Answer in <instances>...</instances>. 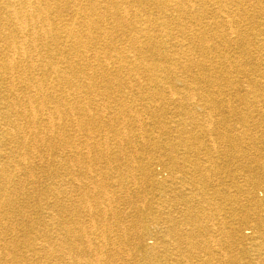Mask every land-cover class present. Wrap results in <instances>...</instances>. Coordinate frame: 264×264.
Listing matches in <instances>:
<instances>
[{"label": "bare ground", "instance_id": "1", "mask_svg": "<svg viewBox=\"0 0 264 264\" xmlns=\"http://www.w3.org/2000/svg\"><path fill=\"white\" fill-rule=\"evenodd\" d=\"M9 1L11 4H9ZM61 1H64L66 5H71L72 7L78 5L73 14V19L75 21L71 24L63 22L60 26H52L50 21L48 22V15L52 13L53 10H50L51 5L50 3H46L45 0H21L17 4L12 3L11 0H0L1 102L7 103V101H4L7 100V97L4 98L6 86L10 89L14 86V83L21 81L30 82L32 84L31 81L35 78V74L32 72L28 73V71L35 70L36 67H39L35 65L38 59L36 60L34 54H32L24 44L28 41L34 43L36 39L34 38L35 36L32 37V35L36 33V30H42L44 34L48 32L50 34V40L56 44L62 43L64 37L62 32L66 33L65 38L67 40L68 38L75 37L76 42L80 43L87 52L92 49L94 50L93 55L90 57H94L96 61L94 67L89 66L85 58H83L84 62L73 59L68 61L66 67L69 70L73 69V71H75L79 65H82L83 77L86 75L85 77L89 80L88 83L85 82L78 86L77 83L73 84V86L71 85V92L74 95L72 100H68L63 94L58 96L54 95L56 96L54 97L53 94L49 93L46 84L48 77L35 78L36 93L39 94L38 105L35 107L32 106L26 115L31 127L36 128V131L34 130L35 132L31 133L33 136L32 139L28 137L29 134L20 135L24 130L21 129L19 126L20 124L16 120L12 119L13 116L19 115L17 106H14L15 109H0V129L3 130V132L0 131L3 136L2 141H0V264H52L54 261H56L57 264H68L67 261L71 256V250L75 247L72 241V234L75 232V228H65L69 237L62 242H51L52 239L47 238L50 236L49 228L47 232L45 231L42 235L39 234L44 239H41L42 241L38 242V245L29 237L25 242H16L15 240L14 242H3L7 232L15 230V227L12 225H6V220L9 221L11 214L19 215L21 218L27 216L25 212H27L26 209L28 207L25 209V207H23L24 205H19L16 200L18 198H14V195H22L28 198L31 192L24 190L21 179H16L14 173H17V171L20 172L21 170L27 172L31 171L32 165L29 161V154L32 151L34 152L33 149L36 148L35 144L39 143L37 137L39 133L49 135V137L46 138V145L49 148L55 146L56 140L61 143L63 141L61 139L62 135L64 137L63 148H75V150L72 149L73 154L70 155L72 157L69 160L63 159V165H67L70 161L80 163V160H88L84 162L90 163L85 166L79 164L80 166L77 170L73 167L71 169L72 164L71 166H66V175L70 174L75 182L78 180L77 187H73L74 189L71 191L66 190L63 186L53 185L47 189L48 193L51 192L54 196H57L53 204L48 201L47 194L40 200L38 206H42L41 209H44L48 216H53V206L54 208L57 206L58 211L68 209L73 212L83 213V215L99 212L100 217L89 218V224L95 227L97 225H102L104 228H107V219L104 213L109 212L114 218H116L119 213H122L120 210L121 203L117 202L120 201L121 195L116 196V191L126 192L128 187L125 185L122 178L111 175L112 172H115V168L110 167L111 165L109 164L115 159V156L107 157L105 166L99 165L100 162H93V158L95 151L97 152L95 161L108 154L105 153L106 143L102 140L106 137L103 135L100 137V133H97L98 131L102 132L99 127L104 128V125H110L114 133L112 139L120 143V145L126 140L131 142L134 138V136L132 138V136L128 134L129 131L124 129V127L121 129L119 127L120 124L117 125V123L122 122L119 121L122 119L121 117L112 119L109 115L112 112L114 114L115 112L118 114L121 113L122 115L129 114L130 121L133 124H140L131 106L127 107L120 99V102L115 105H112L111 101H109L112 97V93L115 92L117 98H119L125 96L127 91L125 90V86L119 83V80L122 81V76L124 78L125 76L121 73V76L114 73V77H116V81L118 82H113L108 72V67L109 65H115L123 69L124 67L131 66L136 73L130 74V77H139V70L142 69V66L141 63L136 62L138 55H140L142 65H145L142 75L147 72L150 73V77L154 79H160L162 81L167 78L173 79L172 76H177V74L174 73V69L171 68L178 66L185 69L184 72L195 68L196 71L192 76L199 80L191 84L188 82L185 83L184 79L185 90L179 95L174 91V87L171 86L170 88L171 96L174 98L178 107L181 108L183 115H185L182 117V121L177 125L176 131L181 134L180 136L178 135V137L184 136L186 138L185 140L181 139L179 142L177 141L179 144L176 143L177 147H183L180 152L174 150L175 145L171 142L163 145L165 141L162 139V141L160 140V146H168L171 149L165 151L166 156L170 157V165L168 166L165 164V167L168 168V170H165L168 175L165 176L162 181H155V178H152L154 184L163 189L158 205L161 219L163 220L161 224H166V234L161 240L166 246L164 253L167 254V252L176 250V255L173 260L174 264H220L222 260L225 264H264V242H243L247 239L246 233L248 231L246 233L243 232L244 229L248 228L247 224H251L259 232L261 230L262 232L264 231V202L262 199L258 200L253 192V185L259 184L260 178L252 180L248 176V172H256L259 176L264 173L263 155L257 158L262 151L257 147H253L255 150H244L242 154L234 156L237 161L236 163H240L241 165L240 168L244 175V180L247 179V183L242 185L237 181L239 174H241L240 172L238 174H233L234 178L230 185H227V183L222 180V173L229 170V160L226 159L228 156L227 153L224 152L221 154L226 160L222 165H218L215 158L217 147L214 144H206L203 140L204 135L209 134L210 136V133L216 132V136L227 139L229 146L235 151L245 146L244 144L252 141L253 138L250 134L256 122L250 123L249 110L246 115L237 122L240 124L239 128L238 126L236 127L228 124L223 129L218 130L217 127L224 119L222 117H215V115H220V105H224L227 109L229 108L230 111H235L237 109L228 98V96L231 97L233 94L238 100H244V106L250 110L263 106L261 103L264 102V70L260 74L257 72L264 67V24L259 28L251 26L243 29L240 26L241 17L244 16V12H241L240 9L232 10L231 6H242L243 0L213 1L218 4L217 9H211L216 10V14L213 17L214 31L207 27V20L204 18L206 15L204 13L205 8H203V6L201 15H197L196 12H194V8L198 7V4L195 2L193 3L190 0H177L174 3H169L167 0H147L148 2L155 3L164 14L160 25L164 34L168 36L166 40L168 42L176 41L174 45L177 48H181L179 52L175 51L173 54L164 47L166 45L164 40L159 41L151 34L148 35L146 30L138 27L137 23H135L136 21L129 17L127 6L125 5L129 0H103L109 9L115 8L114 11L109 13H106V11H103L104 13L99 11L98 3H95L93 0ZM257 1L264 7V0ZM123 6H125V9H122ZM169 11L171 14H169ZM187 15L192 17L189 24L195 26L197 29V32L192 35L188 33L186 30L187 27H185L180 19V17H187ZM107 16L113 18L114 22L111 25L105 26L103 23L104 18ZM169 16L172 17V19L170 23H167L165 19ZM36 21L42 22L39 28H37V24H35ZM76 24L77 26L75 27ZM171 24L180 28V32L171 34L169 31V26ZM79 25H81L80 27H84V32L81 34L78 29ZM123 26L125 29L136 32L137 34V39L134 40V37H132L133 49L131 53L128 54L122 50L115 39L116 32L119 33V29H122ZM88 28H94L95 31L87 32ZM227 28L231 31L226 32ZM140 34H142L146 40L139 42L138 38ZM189 40H191L190 43H193L198 48L200 56L202 57L201 59H196L191 55L192 47L187 46L186 43L189 42ZM44 43L45 41L41 44L44 45ZM56 46V50L53 48L51 49L53 56L57 57L58 60H67L68 57L65 55L64 45L62 46L59 44ZM222 47H235L237 50L235 54L230 55L226 50L222 49ZM252 50L257 53V56L251 54ZM146 52L152 54L150 56L154 59L151 58V62H148L147 57L143 56ZM132 53L133 55H131ZM176 54H180V56ZM76 55L81 59V52L79 50ZM158 56L160 60H164L166 63L169 62L171 65L170 68L164 66L162 62L155 60ZM21 57L26 61V63H23L24 65L18 60ZM132 57H135L134 60L131 59ZM152 60H154L155 63H152ZM54 65L55 64L51 62L49 68L50 76L58 80V86H60V84L63 86L67 81V76L64 73L65 71ZM84 66H87L88 73ZM222 66L227 68L231 67L233 71L225 70L223 71V76H221L218 70H221L220 67ZM90 67L94 70L93 72L89 70ZM155 67L160 68V70L154 71ZM38 69L41 70L43 68ZM184 72L179 73L180 76ZM186 74L189 75L190 73ZM75 76L76 74L74 78ZM102 77L106 81L105 86H97L94 79ZM39 79H41L40 82ZM204 83H206L208 87H205ZM209 86H212V88L209 89ZM216 86H219L217 87L219 89H217ZM82 87L86 94H90L88 99L79 97L78 93ZM156 93H160V91ZM129 94L135 96L132 92ZM152 94L150 95L153 96ZM96 97L102 99L103 102H97L95 99ZM197 97H201L206 103L196 104L194 100ZM52 98L57 105L55 107L46 106L45 103L52 100ZM189 102L193 105H197L196 107L200 110L198 116L194 114L195 111L191 113V111L184 109L185 104ZM40 113H45L44 115H46V117L40 116ZM54 118H63V120L75 118L76 121L61 125L59 126L60 130H56L57 125L54 124ZM66 126L76 127L87 132L89 137L87 143H84L83 147H81L76 141L75 135L65 131L68 129ZM27 127H29V125H27ZM231 133H233V135H231ZM91 139L92 141H90ZM177 139L179 140V138ZM142 140H146V138L142 136ZM30 142H32V145L28 147ZM13 145L15 146L10 149ZM9 149L10 151H8ZM21 150L23 151L22 154ZM200 154H204V158L208 157V163L206 165L200 162V159H203L200 158ZM247 160L248 162L243 164V161L246 162ZM143 161L146 162V165H142L144 169H140V166L138 168L141 170L143 177H149L151 171L150 167L153 163L147 159L142 160V162ZM130 164L131 163H129L125 169L126 173L131 172L133 168V165ZM129 176L133 180L137 179L132 173ZM30 178L33 177L31 176ZM219 178L221 180H219ZM216 180H219V182L215 183ZM231 187L234 190L233 193H231L233 191L230 190ZM63 197L65 202H70L64 205L62 200ZM136 212L138 211L136 210ZM220 214H225L231 217V219L235 216L236 218L238 217L237 222H235L234 219L226 221L225 224L222 222L224 225L228 226V231L225 233L222 240L218 237L219 242H185L186 240H192L203 232L204 229H207L205 224H203L204 221L212 220L213 216H220ZM80 216L82 215L74 219V223L78 225V227H76L78 228L76 230L78 235H81V232L85 230V227H83L84 222L81 220ZM123 218L125 219L124 215ZM25 221L30 228L36 227L37 225L39 226V224L42 223L40 218L28 220L22 218L20 222L22 223ZM45 221L47 223L46 227H49L50 224L47 220ZM132 223L133 221L129 226L136 232V235L140 232L139 228H141L142 231L147 230V224L138 226ZM238 223L243 225V229L235 226ZM114 225L117 227L115 231L121 232L123 235L126 230L130 229L128 226L124 225V220L121 219V217ZM210 225L213 226V224ZM161 242H159V245ZM69 244L71 245L69 246ZM79 244H81V242H78L76 246ZM184 244L186 245V249H184ZM134 245L135 247L139 246V244ZM171 245L172 250L169 251L168 249ZM97 246L96 251L92 249L93 245L89 246L90 248L88 247V251L91 250L95 255L94 257H89L88 261H86L87 259H79L73 260L72 262L74 264H112L111 262H106V257L107 255H110V257L116 255L118 253H116L117 250L115 251L116 248L114 249V246L108 248L107 245L98 243ZM140 246L142 250L151 254L150 259L144 260L141 264H160L159 261H157L158 259L156 260V246L151 247V251H147L149 247L145 244ZM22 248L23 251L24 248L26 249V252L24 251L25 254L24 252L22 253ZM197 251H201L203 255L199 254ZM96 253L104 257L106 256L105 259L99 258ZM199 256L202 257L199 258Z\"/></svg>", "mask_w": 264, "mask_h": 264}, {"label": "rangeland", "instance_id": "2", "mask_svg": "<svg viewBox=\"0 0 264 264\" xmlns=\"http://www.w3.org/2000/svg\"><path fill=\"white\" fill-rule=\"evenodd\" d=\"M20 1L21 0H11V2L15 4L19 3ZM93 1L95 3H98V9L102 13H104L105 11L106 13H109L115 10V8L109 9L107 7V4L103 2V0H93ZM167 1L169 3H174L177 0H167ZM181 1H184V0H181ZM190 1L198 4V7L194 8V12H196L197 15L202 14V6L203 8H205L204 13L206 15L204 18L207 20V24H208L207 27L212 30L213 23H214L213 17L216 14V10H211V9H217L218 4L214 3L213 2L214 0H190ZM45 2L50 3L51 5L50 10L51 11L53 10L52 13L48 15V22L50 21L52 26L54 25L60 26L63 22L65 23L68 22L71 24L73 23V21H75L73 19V14L75 12V9H77L78 5L72 7L71 5H66L64 1H61V0H45ZM9 4H11L10 1H9ZM125 5L127 6V10H128L127 13L129 14V17L132 20L136 21L135 23H137L138 27H141L144 30H146V33L148 35L151 34L155 39L159 41L164 40V42L166 43L164 47H166L173 54L175 51L179 52L181 50V48H177L174 45L176 41L168 42L166 40L168 39V36L164 34L163 29L160 25L161 19L164 16V14L161 12L160 8L156 6L155 3L148 2L147 0H129ZM124 7L125 6H123L122 9H125ZM231 9L232 10L240 9L241 12H244V16L241 17V25H240L243 29H246L251 26L253 27L256 26L259 28V27H262V25L264 24V7L257 0H243L242 6L233 5L231 6ZM169 14H171L170 11H169ZM191 18L192 17H190V15H187V17H180V19L182 20V23L185 25V27H187L186 30L188 31L190 35L197 32L196 27L189 24ZM171 19L172 17L169 16L165 20L167 23H170ZM113 22H114V19L107 16L104 18L103 24L105 26H108V25H111ZM35 24H37V28H39L42 25V22L36 21ZM76 26L77 24L75 25V27ZM80 26L81 25L78 26V29L81 34L82 32H84V27H80ZM119 30L120 31L123 30L124 32L123 31L121 32L119 31V33L116 32L115 39H116L117 44L127 54L131 53L133 49L132 48V44H133L132 37H134V40L137 39L136 32H132L128 29H125L124 26L122 29H119ZM90 31L94 32L95 29L88 28L87 32H90ZM169 31L171 32V34H176L180 32V28H177L175 25L171 24L169 26ZM230 31L231 30L227 28L226 32H230ZM62 34L64 36L62 43L56 44L55 42L50 40V34L48 32L44 34L42 30H36V33L32 35V37L35 36L34 38L36 39L34 43L31 41H28L24 44V46L27 49H29L32 54H34L36 60L38 59L37 62L35 60L36 62L35 65L39 67H36L35 70L28 71V73H31V72L34 73L35 78L48 77L46 84H47V89L49 93L53 94V96L54 95L58 96L60 94H63L67 97L68 100H72L74 98V95L71 92V88L73 84L77 83V86H78L80 84H84L85 82L88 83L89 80L88 78L85 77L86 75L84 76L85 78L83 77L82 69H81L82 65H79L75 71H73V69L69 70L66 67V65H68V61L73 59V60H81V62H84L83 58H85L86 59L85 61L87 62V64L93 67L96 64V61L94 57H90L93 55V51H94L93 49L87 52L80 43L76 42L75 37H71L70 39L68 38L67 40L65 38L66 33L62 32ZM139 36L141 37V39L140 37L138 38L139 42L146 40V38L143 37L142 34H140ZM42 40L45 41L44 45L41 44L43 42ZM190 41L191 40H189V42H186V43H187V46L192 47L191 55L196 59H201L202 57L200 56L198 48L193 43H190ZM59 44H61L62 46L64 45L63 48L65 50V55L68 57V59L65 61L58 60L57 57H54L53 54L51 53V49L53 48L54 50H56L57 49L56 45H59ZM134 44H137V43H134ZM222 49L226 50V52L230 55L235 54L237 50L235 47H222ZM78 50L81 52V59L79 56L76 55ZM251 54L257 56V53L254 50L251 51ZM131 55H133V53ZM150 55L152 54H150L149 52H146V54H143V56L147 57L148 62H151V58H153ZM176 55L180 56V54H176ZM134 58L135 57H132L131 59L134 60ZM18 60L21 64L26 63L25 59L22 57ZM155 60H157L158 62H162L163 65L166 67L168 66V68H170L171 66L169 62L166 63L164 60H160L159 56L156 57ZM51 62L55 64L54 65L55 67H58L61 70L65 71L64 73L67 76V81L65 82V85L62 86L60 84V86H58V82H57L58 80H56L55 77L50 76L51 74H50L49 68L51 66ZM136 62L141 63V66H142V69L139 70V74H140L139 77L138 76L130 77V74L136 73V71H134V69L131 66L124 67L122 69L121 67L118 68V66L116 67L115 65H109L108 72L110 73L113 82L114 81L118 82L116 81L117 80L116 77H114V73L119 74V76H121V74L125 76V78L122 76L121 78L122 81L119 80V83H121L122 86H125V90L127 91V93H125V96H122L119 98H117V94L115 92L112 93V97L109 99V101H111L112 105H115L116 103H119L122 100V102L125 103L127 107L131 106L137 118L140 121V124H139L140 126L137 123L135 125L130 121L129 114L122 115L121 113L118 114L117 112H115V114L113 112L110 113L109 115L112 117V119H114L115 117L122 118L121 120H119L122 122L117 123V125L120 124L119 127L121 129H123L124 127V129L129 131L128 134H130L132 138L134 136V138L131 142L126 140L120 145V143H117L112 139L114 133L112 129L110 128V125H104V128L99 127V129L102 130V132L98 131L97 133H100V137L102 135L106 137L105 139H102V140L106 143L105 153H108V154L107 156H104L103 158L95 161L96 153H97L95 151L94 158H93L94 159L93 162H97V163L100 162L99 165L105 166L106 158L115 156V159L112 158L113 160L111 164H109L111 165L110 167L115 168V172H112L111 175L117 178H122V180H124L125 182V185H127L128 187L127 189L129 190L128 191L126 189V192H120L119 190L116 191V196L121 195L120 201H117V202L121 203L120 210L122 211L125 219L123 218L122 213H119L118 216L114 218L113 215L107 212V213H104V215L106 216L107 221L106 220L105 221L108 227L104 228V226L102 225H97L95 227L92 224H89V218H92V217L99 218L100 217L99 212H93L92 214L87 213L83 215V213L73 212L68 209L63 210V211H58L57 206L55 208L53 206L52 208V212L54 211L53 216L51 217L50 215L48 216V214L45 213L44 209H41L42 206H38L40 203V200L42 197L46 196L47 194L48 201L52 202L53 204L56 201L57 196H54L51 192L48 193L47 189L53 185V186H60V187L63 186V188H65L66 190L71 191L72 189H74L73 187H77L78 180L75 182L73 181V178L70 174L66 175V170H67L66 166H71L72 164L71 169L73 167L75 170H77L80 165L85 166L86 164L89 165L90 163L84 162L88 160H80V163L70 161L69 163H67V165H63V159L69 160L72 157L70 155L73 154L72 149L75 150V148L73 147H69L66 149L63 148L64 146L63 145V141H64L63 135L61 136L62 138L60 137L63 140L61 143L57 142L56 140L55 146L52 148H49L46 145L47 143L46 138H48L49 135L45 133H39L37 136L39 139V143L35 144L36 148L33 149L34 152L32 151L29 154V157H30L29 161L32 165L31 171L27 172L25 170L24 171L21 170L20 172L17 171V173H14L16 175V179H21L22 184L24 186V190L31 192V194L28 198H25L22 195H14V198H18L16 199L17 203L22 206L24 205L23 207H25V209L28 207L26 209L27 212H25V214L28 217L23 216L22 218L27 219V220L40 218L42 220V223L39 224V226L37 225L36 227L30 228L28 223H26V221L22 223L20 222L22 218L19 215L11 214V218L9 219V221L5 219L7 221L6 225H12L13 227H15L14 228L15 230L8 231L7 235L4 237L3 242H14V240L16 242H25V240L29 237V238H32V241L36 242V244L38 245V242H41L42 241L41 239H44L39 234L42 235L45 231L47 232L48 228H49L50 236L47 238L52 239L51 242H62L66 240L67 237H69V235H67L66 233L65 228H73V229L75 228V232H73L72 234V241L74 244L73 246L75 247H73L72 248L73 250H71V256L68 258V261H67L68 264H74L72 262L73 260H79V259L86 260L87 259L86 261H88L89 257H94L95 256L94 253H92L91 250H89L92 253L91 254L88 251V247L93 245L92 249L96 251V248L98 247L97 243L102 244V245H107L108 248L114 246V249L116 248L115 251L117 250L116 253L117 252L118 253L116 255H112L113 257L112 256L110 257V255H107V257L105 256L107 263L111 262L112 264H141V262H143L144 260L150 259V256H151L150 253L146 252L145 250H142L140 246V245L145 244L147 247H149L147 248V251H151L150 249L151 247H154V246L157 247L156 260L158 259L157 261H159L160 264H174L173 260L176 255V250L170 251L172 250V245H171L170 248L168 249L170 252H167V254H165L164 252L166 250V246L164 242H161V240L164 238V235L166 234V228H165L166 224H161L163 223V220L161 219V213L159 210L160 208L158 205V202L161 199L163 189L161 187L156 186L154 182L152 181V178H155V181H158V180L162 181L165 178V176L168 175L167 171H165V170H168V168L165 167V164L168 166L170 165V157L166 156L165 151L167 149L168 150H171V149L168 146H167L168 148L160 146V142L162 140L165 141L163 145H165L168 142H171L173 145H175L174 150L180 152L183 147L181 146L177 147L176 143H178L181 139L185 140L186 138L184 136L178 137V135L180 136L181 134H179L178 131H176L178 127L177 125L182 121V117H184L185 115H183L181 108L178 107L177 103L174 101V98L171 96L170 88L171 86L174 87L175 88L174 91H176L178 93L177 95H179V94H182L183 91L185 90V87H184L185 84L183 81L184 79H185V83L188 82L191 84H194L198 82L199 80H197L196 78H193L192 76L196 71L195 68L190 71L184 72L185 69L180 68L178 66H174L175 68H171V69H174L175 71L174 73L177 74V76H172L173 79L167 78L164 81L160 79H154L150 77V73L145 72V74L142 75L143 67H145V65H142L140 55L137 56ZM152 63H155L154 60H152ZM38 68H43V69L40 70ZM84 68L86 72L88 73L87 66H84ZM220 68L221 70H218V73L221 76H223V71L225 70L233 71L231 67L227 68V67L222 66ZM89 70L92 72L94 71L91 69V67ZM156 70H160V68L155 67L154 71ZM263 70H264V67L261 68L260 71H258L257 73L260 74L262 73ZM76 71H79V72H76ZM181 72H184V73L180 76L179 73ZM79 73L81 74V76ZM186 73H190V74L188 75ZM75 74L76 76L74 78ZM35 78L33 79V81H31L32 84L30 82L21 81V82L14 83V86L10 89L8 88V86H6L5 92H4V95H5L4 98L7 97V100H4V101H7V103L1 102L2 99L0 100V109H6V108L15 109L14 106H17L19 110L18 111L19 115L13 116L12 119L16 120L20 124L19 126L21 127V129L24 130V132L20 135L23 136L24 134L26 135L29 134L28 137L31 139L33 138L31 133L35 132L36 128L31 127L28 117L26 115L30 111L32 106L35 107L38 105L39 94L36 93L37 88L35 87L36 84L34 83ZM40 81L41 79H39V82ZM94 81L96 82L97 86H103V85L105 86L106 84V81L104 80L103 77L94 79ZM204 85L205 87H208L206 83H204ZM217 87L219 86H216V88ZM210 88H212V86H209V89ZM158 91H160V93H156ZM130 92L135 94V96L129 94ZM150 94H152L153 96H151ZM78 95L80 98H85V99H88L90 96V94L85 93V90L83 87L79 91ZM228 98L230 102L236 106L237 109L235 111H230L229 108L227 109V107H225L224 105H220L221 107L219 110L220 115H215V117H219V118L222 117L224 121L220 123L219 125L220 127L218 126L217 129L221 130L228 124H231L236 127L238 126L239 128L240 124H238L237 122L239 121V119L243 118L249 110L250 123L252 124L254 121L256 122L250 134L253 138L252 141H250L247 144H244L245 146L235 151V150H232L231 147L229 146L228 140L219 138L218 136H216V132L210 133V136L209 134L204 135L203 140L205 141L206 144H209V145L214 144L217 147L215 158H216L218 165H222L226 159L229 160V170H227V172L222 173L223 182L227 183V185H230L232 179L234 178L233 174H238L241 172V174H239V177L237 178V181H239V183L243 185L247 183V179L244 180V175L242 174V171L240 168L241 165L240 163L239 164L236 163L237 161L234 156H237L238 154H242V151L244 150L250 151L251 149H253V147H257L260 149V151H262L259 154V156H257V158L263 155L262 159H264V102L261 103L263 104V106H259L256 109L250 110L249 108H246L244 106L243 104L244 100L243 101L238 100V98L234 96V94L231 95V97L228 96ZM95 99L99 103L103 102V100L100 99L99 97H96ZM194 101H196V104L206 103V101L202 99L201 97H197ZM45 105L46 106L49 105V107H55L57 103L52 98V100L47 101ZM196 106L197 105H193L189 102L185 104L184 109L191 111V113H194L195 111L194 114L198 116V114L200 113V110ZM44 114L45 113H40V116H43L45 118L46 115ZM107 119H108V116H107ZM53 121H54V124L57 125L56 130H60L59 126L64 125V124L66 125L71 122H75L76 119L69 118L68 120H63V118L62 119L54 118ZM58 122H60L61 124ZM27 125H29V127H27ZM66 128H68L67 130H65L67 133H73L75 135V139L78 142V144L81 145V147H83L84 143H87V139L89 138L87 132L79 128L71 127V126H66ZM0 131L3 132V130L1 129ZM231 135H233V133H231ZM142 136H144L146 140H142ZM177 138H179V140ZM2 139H3V136L0 133V141H2ZM90 141H92V139ZM29 144H28L29 145L28 147L32 145V142H30ZM14 146L15 145L11 146L10 149H12ZM10 149L8 151H10ZM224 152H226L228 155L226 159L224 156L221 155ZM22 153L23 151L21 150V154ZM203 155L204 154L202 155L200 154L201 156L200 158H203V159H200V162L203 165H206L208 163L207 162L208 157L206 156L207 158H204L205 155L204 156ZM146 159L153 163V165L150 167L151 171H150L149 177H143L141 174V170H140L141 168L144 169L142 165L143 164L146 165V162L145 161L142 162V160H146ZM205 159H206V162H205ZM247 162L248 160L246 162L243 161V164H246ZM129 163H131L130 165H133V168L131 172L126 173L125 169ZM131 173L133 176L137 177L136 180L135 179L133 180L129 176ZM261 173H262V170H261ZM263 175L264 173H262V175L259 176L256 172L254 173L248 172V176L250 179L254 180L255 178H260L259 184L255 186L253 185V192L258 200L262 199V201L264 202ZM31 176L34 179L30 178ZM219 180L221 179L219 178ZM219 180H216L215 183L216 182L218 183ZM219 188H222V187H219ZM230 190L231 191L233 190L232 187L230 188ZM233 192L234 190L231 193ZM62 200H63L64 205L65 203L68 204L70 202V201L65 202L64 197L62 198ZM136 210L138 212H136ZM79 215H82L80 216V218L84 222L83 227H85V230L84 232H81V235H78L76 233V230L78 229L76 227H78V225L74 223V219L78 217ZM120 217L121 219L124 220V225L130 228L129 230L125 231L124 235L121 232L115 231L117 227L114 224L115 222L118 221ZM44 219L47 220L48 223L50 224L49 227H46L47 223ZM230 219L231 217L225 214H220V216L219 215L213 216L212 220L203 222V224H205L207 228L206 230L204 229L203 232H201L198 236H196L190 241L186 240L185 242H219V239L222 240L223 236L228 231V226L224 224L226 221H229ZM232 219H234L235 222L238 221V217L236 218V216L233 217ZM132 221H133L132 224H137L138 226L147 224V230L142 231L141 228H139L140 232L139 234L136 235V232H134L129 226V224H131ZM210 224H213V226ZM235 226L241 227L243 229L242 224L238 223ZM247 226L248 228L244 229L243 231L245 233L248 231L246 233L247 239L243 242H264V231L262 232L261 230L259 232L251 224H247ZM104 241L106 244L104 243ZM78 242H81V244L76 246ZM90 242H93V243H90ZM159 242H161L160 245H159ZM237 242H240V241H237ZM134 244H139V246L135 247ZM70 245L71 244H69V246ZM184 249H186L185 244H184ZM25 250L26 249L24 248V251ZM24 251L22 248V253ZM197 252L203 255L201 251H197ZM96 254L99 258L105 259V257L101 256L99 253H96ZM200 257L202 256H199V258ZM52 264H57V262L54 261ZM220 264H225V263L222 260Z\"/></svg>", "mask_w": 264, "mask_h": 264}]
</instances>
